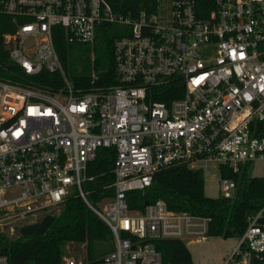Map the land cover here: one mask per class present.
Instances as JSON below:
<instances>
[{
	"label": "built area",
	"instance_id": "obj_1",
	"mask_svg": "<svg viewBox=\"0 0 264 264\" xmlns=\"http://www.w3.org/2000/svg\"><path fill=\"white\" fill-rule=\"evenodd\" d=\"M0 13L15 24L2 35L10 61L62 81L47 88L0 78V235L19 238L20 227L53 216L77 189L114 245L96 260L64 264H172L154 240L207 242L211 217L169 210L161 199L131 209L128 197L176 164L204 180L218 174V196L231 197L233 176L264 160V0H154L136 16L106 0H0ZM102 23L122 27L115 81L97 85L92 64L87 87L76 86L55 39L93 46ZM172 84L182 95L154 99ZM103 147L115 150L111 193L95 207L82 186ZM230 239L216 264H264V206ZM0 264H9L1 252Z\"/></svg>",
	"mask_w": 264,
	"mask_h": 264
},
{
	"label": "trees",
	"instance_id": "obj_2",
	"mask_svg": "<svg viewBox=\"0 0 264 264\" xmlns=\"http://www.w3.org/2000/svg\"><path fill=\"white\" fill-rule=\"evenodd\" d=\"M113 10L130 16L138 12L154 0H106ZM14 22L10 16L0 13V78L25 86L56 88L62 81L57 74L29 76L22 68L8 58V52L2 44V35L13 30ZM122 27L117 24L102 23L98 26L93 46L67 44L62 37H56L55 44L59 57L76 86L87 87L91 66L99 73L97 85L113 83L112 48L114 38L120 36ZM85 46V47H84ZM76 47L91 49L93 60L83 59V68L74 72L77 60H72ZM74 64L69 70V64ZM76 68V67H75ZM172 84L162 89V94L154 96L156 100H171L182 95ZM115 150L112 147L99 148L96 157L89 163L87 175L93 179L83 184L82 189L88 191L87 200L97 206L98 201L111 193L108 185L112 182L111 169L114 165ZM238 188L233 196L209 197L205 194L204 176L201 170L176 164L156 173L151 185L144 192H133L129 195L131 209H143L146 203L161 199L167 208L176 212H189L211 217L209 234L222 238L240 235L246 228L248 217L254 215L264 206V178L235 175ZM54 220L49 228L40 235L20 236L12 239L0 235V252L8 257L9 264H64L66 246L83 244L87 246L88 260H96L105 254L93 250L96 242L111 238L108 226L92 211L77 189L61 204L53 215ZM165 261L172 264H192L191 255L184 243L176 239L154 240ZM113 249V246L110 250ZM109 250V251H110ZM108 251V252H109Z\"/></svg>",
	"mask_w": 264,
	"mask_h": 264
},
{
	"label": "rangeland",
	"instance_id": "obj_3",
	"mask_svg": "<svg viewBox=\"0 0 264 264\" xmlns=\"http://www.w3.org/2000/svg\"><path fill=\"white\" fill-rule=\"evenodd\" d=\"M85 47V46H84ZM76 47L74 49V53L72 54V60L76 59L77 64L76 68L74 67V72L76 69V73H79L80 69L83 68V59L89 60V55H91L92 51L90 48L85 50V48ZM89 54V55H88ZM74 64L70 63L69 70L71 66ZM69 79L70 76H69ZM248 175L254 177H263L264 178V160H259L256 162H252L248 167ZM217 174L212 180L210 178H205V186L204 191L205 194L209 197H217L219 192L217 189L218 184ZM101 204H99L100 206ZM17 234L15 233V237ZM233 239L226 238L223 239L219 236H212L208 239L207 242H195L189 241L188 239L183 240V243L187 250L191 255L192 264H216L221 254L229 249L232 245ZM114 245V242L111 238L104 239L102 241L96 242L94 244L93 250L96 252H100L101 254H106L111 247ZM67 257H78V258H87V246L85 243L83 244H68L65 248Z\"/></svg>",
	"mask_w": 264,
	"mask_h": 264
},
{
	"label": "water",
	"instance_id": "obj_4",
	"mask_svg": "<svg viewBox=\"0 0 264 264\" xmlns=\"http://www.w3.org/2000/svg\"><path fill=\"white\" fill-rule=\"evenodd\" d=\"M53 220L54 217L52 215H46L40 222L22 226L19 231L22 236L40 235L46 232Z\"/></svg>",
	"mask_w": 264,
	"mask_h": 264
}]
</instances>
